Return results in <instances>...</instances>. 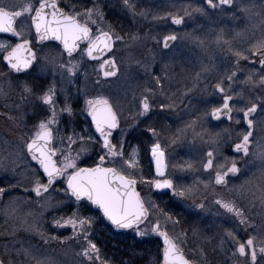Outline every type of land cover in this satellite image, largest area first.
I'll return each mask as SVG.
<instances>
[{
    "label": "snow or ice",
    "instance_id": "6c2138e0",
    "mask_svg": "<svg viewBox=\"0 0 264 264\" xmlns=\"http://www.w3.org/2000/svg\"><path fill=\"white\" fill-rule=\"evenodd\" d=\"M204 4V7L184 5L175 12L168 11L162 17L153 18H168L173 24L182 25L185 17H191L193 13L207 15L209 11H220L231 13L234 19L243 23V27L233 31L231 35L223 28L215 33L213 43L232 61V68L227 73L214 77V82L207 81V77L215 71L211 58L208 63L201 61L198 71L188 72L168 55L173 42L180 39L191 41L202 53L207 54L206 40L193 33L181 36L173 32L160 39L153 36L151 39L161 45V51L146 49L135 55L134 52L149 37L131 32L122 35L116 31L105 21L100 0H96L92 7L66 6L68 11L61 8L57 0H22L17 3L0 0V33H10L18 41L13 43L0 40V62H4L8 69L7 73L0 71V98L7 99L15 88H19V102L15 107L20 108L35 99L46 105L49 113L33 125L30 136L25 138L22 134L15 142L4 140L3 147H0V173H10L13 178L19 177L15 183L0 180V202H3L0 213L14 221L15 225L13 231L6 235L14 236L16 230L23 229L39 236L45 246L50 243L62 246L61 253L65 256L68 254L69 242L74 241L79 250L73 254L78 258L79 264H112L110 258L101 256L100 247L92 239L96 217L81 215L78 211L83 202L85 206L94 205L102 211L103 217L115 229H131L138 237L153 233L162 237L163 264H264V134H261L264 133V0H240L239 3L237 0H204ZM123 5L133 16L145 15L143 11H137L134 0H123ZM33 40L41 44V47L35 48ZM45 41H59L62 49L58 53L45 52V45L42 43ZM81 42L85 45L83 48ZM117 44L129 49L120 65L116 60ZM78 51L81 57L97 61V66L93 69L97 74L95 84L100 83V77H116L121 73V66L133 64L150 78V82L141 87L139 97L133 93V99L137 102L134 120L139 117L151 118L150 113L154 107L161 110L176 108L177 100L183 103L184 98L197 88L212 87L222 94L221 102L205 115L217 120L223 115L237 125L243 121L244 130L238 133L236 141L228 144L239 155V160L233 157L214 167V153L219 152L231 137V130L224 128L218 132H210L203 127L199 115H194L182 128H177L169 142L174 144L190 133L194 140L208 145L202 168L214 170V185L228 187L229 174L231 178L240 181L229 189L233 198L219 197L214 200L223 214H230V220L235 221L233 228L223 229L220 235L208 236L202 235L199 229L193 227L192 236L202 243L191 248L189 253L185 252L189 242L188 232L183 229L175 231L180 220L155 203L149 193L145 192L142 196L137 190V183L149 188L168 189L173 196L182 199L194 200L199 189L195 185H175L172 179L164 176L165 152L155 127L148 126L147 131L156 138L151 145V154L155 158V170L159 178H147L140 174L135 150L125 155L123 130L117 143L111 142L113 130L120 127V99L85 94V108L82 111L91 116L95 131L99 133L100 151L97 152L98 159L93 166H79L78 160L89 151L94 138L77 133L74 129L61 135L59 113H71L72 109L67 103V96L63 107L59 109L54 99L58 82L62 85L60 91L63 92L65 82L74 85L81 75L88 78L86 69L81 72L82 61L73 55ZM106 53L107 57L101 59ZM157 56L167 62L162 63L160 72L154 74L152 65ZM241 61L252 67L242 68ZM29 70L37 72L44 79L51 77V80L46 87L40 86L39 91L28 80H17L14 84L13 73L27 76L31 75ZM238 72L247 73L239 81L241 85L249 86L250 93L259 91V95L249 96L240 107H237V103L245 98L232 88L238 80ZM175 77L186 81L179 90V95L166 86ZM156 96L164 99L155 104L153 101ZM233 113L236 114L235 118ZM8 118L13 119L11 116ZM77 141L80 143L74 149L72 145L77 144ZM32 161H35V166ZM181 167L190 169L192 165L187 163ZM253 167L255 171H252ZM26 173L31 174L28 187L22 184L27 179ZM241 177L244 179L241 180ZM200 183L204 188L208 187V183ZM21 189L24 195H12ZM60 195L66 199L74 198L77 202V210H73L70 215L53 217L51 220L55 228L70 226L71 234L68 236L51 235L41 230L45 212L66 203V200L56 199ZM195 207L205 209V204L196 202ZM169 224L172 234L168 230ZM241 231L246 237L243 240L238 235ZM213 241L215 245L211 251L218 253L220 259L209 258L207 245ZM15 243L16 241H12L11 244H4L0 264H62L53 255L56 249L32 245L25 247L23 243L17 248ZM228 245L231 247L228 248ZM130 255L134 257L137 253L132 252ZM120 264H134V261L121 260Z\"/></svg>",
    "mask_w": 264,
    "mask_h": 264
},
{
    "label": "flooded vegetation",
    "instance_id": "af4514ba",
    "mask_svg": "<svg viewBox=\"0 0 264 264\" xmlns=\"http://www.w3.org/2000/svg\"><path fill=\"white\" fill-rule=\"evenodd\" d=\"M148 1V3H147ZM164 0H134V3L136 5L137 11H143L144 9L149 10H157L158 5H160ZM203 3L199 7H204V0H201ZM59 6L61 8H64L65 11H68V7L71 5H76L77 8L82 6L92 7L93 3L96 2V0H57ZM130 2H133V0H130ZM100 3L103 7L104 12V19L107 23L111 24L116 31L125 34L129 33L131 28H133V22H139L140 19L138 18V15L133 16L130 14L128 10L123 5V0H100ZM146 7V8H145ZM196 7V6H195ZM47 10V9H46ZM236 11V9H233V11ZM213 12V15L217 16H223L224 19L228 20L233 18L231 13L226 12H220V11H209ZM231 21V20H230ZM171 24L174 26V28L178 29L182 25H176L173 24L170 20ZM200 22V21H199ZM33 35H34V29ZM171 32V31H170ZM0 36L6 37L11 42H18L16 38L12 37L10 33H3L0 34ZM31 38V37H29ZM176 42V41H175ZM173 42V44L175 43ZM45 52H53L58 53L62 49V45H60L59 41H45L42 42ZM33 46L35 48H40L41 44H37L35 40H33ZM85 45L83 42H81V48H83ZM153 50L155 51H161V45L154 43L152 44ZM155 47V49H154ZM167 51V50H163ZM141 52V51H140ZM128 53V50L121 47L116 52V60L118 65L121 64L122 57H125ZM143 53V52H141ZM135 55H138L139 52H134ZM76 59L82 61V69L81 72H83L85 69L88 73V78L85 79L83 75L80 76L79 80L75 82L74 85L71 86L68 93L65 94V97L67 96V103L71 107L72 111L71 113L63 112L59 113V128H60V134L64 135L67 133H70L73 129L77 133H81L84 135H91L94 139H96L99 143V133L95 131V126L91 121V116L87 114V112L82 111L85 108L84 105V98L85 94L88 96H95L99 93L107 95L110 99L116 100L120 99V91L117 88L118 83L124 82L125 77L124 75L127 74L130 75L133 71H140L138 67H136L134 64L124 67L121 66V73H118L116 77H109V78H103L100 77V83L95 84L94 80L97 79L96 72L93 71V69L97 66V61L91 60L86 56L81 57L79 51L77 53L73 54ZM107 53L105 54V57H107ZM67 59V57H64ZM160 64L158 58H156V61L153 63L152 71L154 73L160 72V67L157 66ZM244 67L243 68H250L252 67L250 64H246L243 62ZM0 70L7 73L8 69L4 66V62H0ZM31 72V75H24L23 73L20 74H12V78L23 81L28 80L30 83H33L37 87V91H39L40 86H47V83L51 80V77H47V79H44L40 74H38L35 71L29 70ZM163 75V73H162ZM126 76V77H127ZM116 80V81H115ZM127 80V79H126ZM114 82L113 86L111 85L112 82ZM59 84V82L57 83ZM57 85V94L54 99L56 100V107L57 109L63 107L65 98L62 97L60 94V87ZM236 86L235 84L232 85V87ZM108 87H113L117 90V93L115 94V98H113V91L114 89H107ZM79 89V91L77 90ZM140 90L138 87L136 91ZM130 94V90L128 92ZM220 94V93H219ZM251 95H259V91L256 93H247V97ZM222 97V94H220ZM157 97V96H156ZM155 97V98H156ZM131 96H127V99L121 97L122 101V111L118 113L120 116V127L118 129L113 130L111 142L113 144L117 143V139L121 136V130H123V150L125 155L131 154L133 150L136 152V160L138 162V169L140 174H142L144 177L147 178H159L156 174V162L155 158L151 154V145H152V134L149 135L147 132L148 126H153L157 129V132L162 135L161 131L164 130H170V128L167 127V117L166 114L163 115L161 113H165L164 111L160 110H153L152 112V118L141 121L140 117L138 119L134 120V114L137 111V109L133 108V104L131 103ZM154 98V99H155ZM31 99V98H30ZM161 102V99L159 100ZM158 102V103H159ZM231 103V102H230ZM7 106L9 111H7V124L9 125V135H24L26 137L30 136L32 132L29 133V129H32V126L34 124H37L39 120L46 117L49 113L47 111V106L41 104L39 101L32 99L31 103H25L20 107V113L23 114L22 123L17 124V127H15L16 123L13 119H9V116H13V111L11 110V103H8ZM161 119V118H163ZM169 118V117H168ZM212 125L214 129L218 132L219 129L228 128L231 130V137L227 139V141L223 144L219 152L214 153V167L217 163H224L226 159H230L235 157L236 159H240L239 155L234 153L231 148L228 147L229 143H232L236 141L237 135L239 132L244 130L243 121H241L240 125H237L233 123L232 121H229L227 117L221 116L219 120H214L211 117ZM13 126L15 128V131H13ZM19 130V131H17ZM22 130V131H21ZM26 130V131H25ZM144 132H146L144 134ZM172 135V134H170ZM141 136L148 137V143L145 147H143L140 138ZM207 139V137H205ZM168 141V140H167ZM55 143V141H54ZM165 145V143L163 142ZM204 145L206 147H204ZM143 147V148H140ZM164 149L165 156H164V163L166 167L164 168V176L168 179H172L173 183L175 185H183V186H191L195 185L199 191L197 192L194 200L193 199H187V198H179L176 196H173L168 189H155V188H149L147 185H141L139 182L137 183V190L141 192V195L143 196L145 192L149 193L152 197V199L157 203L161 208H163L165 211L169 212L173 215L174 218H177L180 220V227L181 229L188 232L189 235V242L185 248V252L189 253V250L193 247H195L197 244L202 243L201 241H198L195 237L191 239L192 236V228L195 227L200 230L202 235H213L217 234L220 235L218 230H214V227L218 225V221L216 222L217 216L219 214H223V210L219 209L217 205H215L214 200L222 197L224 199H230L233 198V193L229 191V189L232 187L233 184H239V180H235L231 178L229 179L228 187H221L214 185V170L208 169L204 170L202 168V164L205 162L204 159V153L208 148L207 144L200 143L199 146L195 149L190 150L192 154H190L188 157H186L185 153L184 155L181 154V151L177 149H168L167 147L161 146ZM141 150V153H140ZM184 152V149H182ZM182 152V153H183ZM103 154V153H101ZM59 156V153L57 154V157ZM56 158V157H55ZM98 159V158H97ZM96 159V160H97ZM33 162V161H32ZM187 163H191L192 167L189 169L187 167H181V165H185ZM93 166V163H87V164H81L80 167H90ZM213 179V182H212ZM244 179V177H241V180ZM200 182H206L208 183V187L204 188L203 184ZM74 199V198H73ZM196 202H203L205 204V209H200L195 207ZM90 207V206H89ZM72 209V208H71ZM90 210V209H89ZM87 209L83 212H81V215H88ZM105 218L102 217L100 212L99 217V223H102L107 227H110L115 233L118 235L124 236L126 233L133 234L134 232L131 229H114L112 226H110ZM257 223H259V218L257 217ZM235 224V221L230 220V214L225 215V221L224 225L226 228H233ZM222 228L226 229V228ZM218 229V228H216ZM251 231V229L249 230ZM241 240L245 239V234L241 231L238 233ZM157 235L156 234H150L145 237H138L136 235L132 236L129 240L124 241L123 239L117 238L116 241L110 242V244H115L116 248L123 250L126 254H129V258L134 261V264H163V259L161 256V259L157 262L156 261V254H155V239ZM159 237V236H158ZM161 242V241H160ZM212 247L215 245V241H213L212 244H209ZM228 248L231 247V245L227 246ZM161 248L163 249V245H161ZM145 250L147 251L145 253ZM144 251V252H143ZM209 251V258L210 259H220V255L218 253H213L210 249ZM132 252L137 253L134 257L130 254ZM143 252V253H142ZM122 255L117 258L119 262L122 259Z\"/></svg>",
    "mask_w": 264,
    "mask_h": 264
},
{
    "label": "rangeland",
    "instance_id": "374dc122",
    "mask_svg": "<svg viewBox=\"0 0 264 264\" xmlns=\"http://www.w3.org/2000/svg\"><path fill=\"white\" fill-rule=\"evenodd\" d=\"M10 2L17 3V2H22V0H10ZM239 2L240 0H237V3ZM257 2H259V0H257ZM202 3L203 2L201 0H164L160 5H158L159 7L157 10H149L150 8H148V9L143 10L145 15L141 16L137 14L140 21L133 22L134 27L129 30L131 33H138L141 36H147L149 37V39L143 42L135 52L136 53L139 52L140 54L141 52H144L146 49L153 50L152 44L153 42L156 43L155 41L151 39V37L153 36L157 37V39H160L162 38L163 35H167L173 32L181 36H183V34L185 33H193L194 35H198L201 38L206 40L207 48H208L207 54L202 53L201 49L198 48L191 41L180 39V40H177L173 44L171 52L168 53L169 57L174 58L175 63L183 66L185 69H187L188 72L198 71L200 62L203 61L204 63H208V59L211 58L212 63L215 65V71L207 77V81H210V82H214V77L223 75L227 73L228 71H230L232 68V61L216 48V46L213 43V40H214L215 33L219 31V29L221 28H223L228 35H231L233 31L239 30L241 27H243V23L241 21L236 20L234 18L226 20L223 18V16L213 15L214 14L213 12H208L207 15L193 13L191 17L186 16L185 22L182 24V26L176 29L171 24L170 19L168 18H163V19L153 18L154 16L162 17L163 14L168 11L175 12L179 7L184 6V5L191 4L193 7L195 6L197 7V6H200ZM130 14L132 13L130 12ZM0 40H8V39L6 37L0 36ZM117 49H120L119 44H117ZM127 50L129 51V49ZM157 58L160 62V64H158L157 62V66L161 68V64L164 62H167V60L162 61L160 56H157ZM243 62L244 61H241L242 68L244 67ZM127 74L124 75L125 81L118 83L117 85V88L119 90L121 89V91L119 92L121 96L119 97L120 99L121 97L127 99V96H131L130 99H131V103L133 104L132 106L133 108L137 109V102L136 100L133 99V93H135L136 97H139L141 87L145 83L150 82V78L144 73L142 69H140L139 72L133 71L128 76ZM160 74L162 75V73ZM246 74H247L246 72L245 73L238 72L237 73L238 80L236 83H234L236 86L232 87L236 93H242L243 97L245 98L244 100H241L239 103H237V107L243 106V104L246 102V99L248 98L247 93L249 92V86L241 85L239 83V81L244 79V76ZM169 75L171 76L172 73H169ZM12 79L15 84L17 82V79H14V78ZM115 81L112 82L111 84L112 86ZM185 83H186L185 80H182L179 77H175L170 81V83H167L166 86L169 87L171 92H174L177 95H179V90L183 88ZM57 85H59L58 87H60L59 89H61L62 85L60 83ZM71 86L72 85H68L66 82L63 84L64 91L63 92L60 91V94L62 95L63 98H65V94L69 92ZM225 86L227 88V85ZM137 87L140 90L136 91ZM107 89H114L113 91L114 93L112 95H113V98H115V94L117 93V90L113 87H108L106 88V90ZM129 90H130V94H128ZM18 94H19V88H15V91L10 93L7 99L0 98V147H3L2 142L4 140L15 142V141H18L20 137V135L18 134L9 135L10 133L9 125L7 124L8 122L6 120L7 117L5 118V116H7V111H9V109H7L8 108L7 101H8V103H11V110L13 111L12 117L16 123L15 127H17V124L19 125L22 123L21 120L23 118V114L20 113V108L15 107V104L19 102L17 100ZM99 95L107 96L102 93H99ZM160 99L162 100L164 98L157 96L153 102L155 104H158ZM220 102H221V96L218 92L214 91L212 87H204V88L194 89L189 96L184 98L183 103H180L179 100H177V107L172 110H167V109L161 110L158 107H156V110L165 112L161 114L163 115L166 114L167 127L170 128L171 130V131L164 130V131H161L162 135L159 134V142L161 146L167 147L168 149H172V148L177 149L181 151V154L184 155L185 153L186 157H188L190 154H192L190 150L197 148L201 142L199 140H194L190 133L186 135L184 138L178 140L174 144L169 142L170 137L175 133V130L177 128H182L186 122H188L189 120L193 118L194 115L201 116L202 121H203V127L205 129H207L210 132H217L212 126L214 124L212 123L211 117L205 115V113L209 112L213 106L219 104ZM154 109L155 107L153 108V110ZM152 115L153 114L150 113V117ZM233 116L235 118L236 114L233 113ZM148 119L150 118L140 117L141 121H145ZM161 119L165 120L164 117ZM32 130H33V126L31 130L30 129L28 130L29 133L27 135H29L32 132ZM220 130L221 129H219V131ZM13 131H15L14 126H13ZM258 132H259V129H257V133ZM145 133L146 132H144V134ZM150 134L151 133H149V135ZM261 134H264V133H261ZM25 138L27 137L25 136ZM148 139H149L148 137L141 136L140 141L143 144L142 145L143 147H145L146 144L148 143ZM151 140H152L151 143H153L155 142L156 138L152 136ZM163 142L165 143V145L163 144ZM65 143H67V141H65ZM79 143L80 142L77 141V144L72 145V147L75 149ZM91 143H92V146L89 148V151L85 154H82L80 159L78 160L77 163L79 164V166L83 163L84 164L91 163V162L94 163L96 159L98 158L97 152L100 151V143L96 139H94L93 142ZM143 147L140 146V148H143ZM204 147L206 146L204 145ZM182 149H184V152ZM140 153H141V150H140ZM32 165L35 166L33 162H32ZM252 171H255V167L252 168ZM26 176H27V179H24L22 181V184L24 187L29 186V180L31 179L30 173H26ZM5 177H7V179H5ZM17 179H19V177L13 178L10 173H0V180H4V183H9V182L15 183ZM212 182H213V179H212ZM12 195L14 196L24 195V193L21 189L20 191L13 192ZM5 199H7V197H5ZM56 199L66 200V203L60 205L57 208H49L45 212L42 223H41V230L51 235L68 236L71 234L70 226L65 227V228H55V226L51 224V220L53 217H59L62 215L63 216L70 215L73 212V210H77V202H75L74 199H66L63 195L57 196ZM2 206H3V202H0V207ZM86 209L89 212L88 215H92L96 217V221L93 225L94 235L92 236V239L100 247L101 256L110 258L112 261V264H120L117 258L121 256L123 250L116 248L115 244L111 245L110 242L116 241L117 238L127 241L132 236H134L135 233L133 234L126 233L124 236H122L121 234L118 235L110 227L106 228L104 224L99 223L100 212L94 210L92 205L85 206V204L81 202L78 208L79 213L85 211ZM217 221H218V225L214 227V230L215 231L218 230L219 234H222V231H223L222 228L225 227L224 225L225 214H222V213L219 214L216 219V222ZM14 226H15L14 221L7 219L2 213H0V255H3L4 244L6 242L11 244L12 241H16L14 246L17 248L20 247L21 243H23L25 247L32 245V246L46 247L49 250L56 249L53 255H55L62 262V264H79L78 258H76L73 254L74 251L79 250L77 244L74 241L69 242L68 254L65 256V255H62L61 253L62 246L56 243H50L49 245L45 246L43 245V242L41 241L39 236L35 235L34 233L26 232L23 229L16 230L14 236L6 235L7 233H11L13 231ZM168 230L170 234H172L173 230H172L171 224L168 225ZM180 230H181L180 225L179 224L176 225L175 231L179 232ZM192 238L194 237L191 236V239ZM198 241H201V240H198ZM212 248L209 244L207 245V249L211 250Z\"/></svg>",
    "mask_w": 264,
    "mask_h": 264
},
{
    "label": "trees",
    "instance_id": "16d2710c",
    "mask_svg": "<svg viewBox=\"0 0 264 264\" xmlns=\"http://www.w3.org/2000/svg\"><path fill=\"white\" fill-rule=\"evenodd\" d=\"M146 252L147 251L145 250V253ZM122 254L123 255H122V259L121 260H128V259H130L128 257L129 254H126L125 252H123ZM155 254H156V261L158 262L161 259V242H160V240L158 238L155 239Z\"/></svg>",
    "mask_w": 264,
    "mask_h": 264
},
{
    "label": "water",
    "instance_id": "95a60500",
    "mask_svg": "<svg viewBox=\"0 0 264 264\" xmlns=\"http://www.w3.org/2000/svg\"><path fill=\"white\" fill-rule=\"evenodd\" d=\"M1 34V33H0ZM221 116H223V115H221ZM213 118V117H212ZM214 120H217V119H215V118H213ZM55 158V157H54ZM35 162V161H34ZM42 171V170H41ZM93 207L96 209V206H94L93 205ZM102 212V211H101ZM103 214V213H102ZM106 219V218H105ZM107 220V219H106ZM108 221V220H107ZM109 223H110V221H108ZM111 224V223H110ZM114 227V226H113ZM120 230V229H119ZM124 230H127V229H124ZM160 238V240H161V242H162V245H163V238L162 237H159Z\"/></svg>",
    "mask_w": 264,
    "mask_h": 264
}]
</instances>
